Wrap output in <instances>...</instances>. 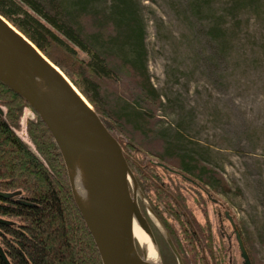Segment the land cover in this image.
<instances>
[{
    "label": "trees",
    "instance_id": "trees-1",
    "mask_svg": "<svg viewBox=\"0 0 264 264\" xmlns=\"http://www.w3.org/2000/svg\"><path fill=\"white\" fill-rule=\"evenodd\" d=\"M258 2L227 0L225 13L257 8ZM225 13L220 12L214 20L207 16L210 24L206 32L219 45L220 52L230 35L223 25ZM0 14L66 75L114 136V127L117 129L119 124L149 137L152 144H126L137 151L139 146L156 157L154 162L180 171L201 186L219 182L223 190H228L221 175L203 164L199 156L182 149L178 133L169 139L154 129L159 120L155 114L163 100L149 75L146 30L137 0H0ZM97 96L110 97V105H101ZM0 106L4 109V116H0V190H20V199L34 204L0 199V216L18 224H0V246L10 264H102L74 203L62 157L47 127L37 116L25 124L27 141L39 160L16 131L24 108L29 106L1 81ZM134 133L132 136H136ZM127 162L182 264H233L226 259L223 246L215 248L208 223L200 225L186 209L181 193L185 188L176 184L169 188L161 180L160 173L169 171L147 163L148 174L140 170L142 159L139 165L128 157ZM191 187L199 194V189ZM235 225L250 264H260L236 222ZM153 233L163 263L176 264L169 246L154 227ZM0 264H4L1 258Z\"/></svg>",
    "mask_w": 264,
    "mask_h": 264
},
{
    "label": "rangeland",
    "instance_id": "rangeland-1",
    "mask_svg": "<svg viewBox=\"0 0 264 264\" xmlns=\"http://www.w3.org/2000/svg\"><path fill=\"white\" fill-rule=\"evenodd\" d=\"M137 1L146 30L149 75L163 100L155 114L159 120L154 129L169 139L178 133L184 151L196 154L221 175L228 190H223L219 182L202 187L224 209L200 190V195L196 193L191 187L194 185L181 182L178 176L160 173L161 180L169 188L171 184L185 188L181 193L186 209L200 225L208 223L215 248L223 246L226 259L241 264L223 210L238 224L254 257L264 264V0H259L257 8L232 15L225 13L227 0ZM220 12L225 13L223 25L230 33L221 52L206 32L210 24L207 16L214 20ZM109 98L96 99L109 106ZM24 111L16 131L30 145L25 124L36 115L29 107ZM117 126L113 132L126 156L136 165L142 159L140 170H146V164L156 161V157L139 146L153 141ZM129 142L139 145V150L128 146ZM149 194L153 195L151 191ZM139 205L152 230H157L145 207L141 202ZM161 259L163 263L162 255Z\"/></svg>",
    "mask_w": 264,
    "mask_h": 264
},
{
    "label": "water",
    "instance_id": "water-1",
    "mask_svg": "<svg viewBox=\"0 0 264 264\" xmlns=\"http://www.w3.org/2000/svg\"><path fill=\"white\" fill-rule=\"evenodd\" d=\"M0 81L23 98L50 132L62 157L72 198L101 263L163 264L153 230L140 208L141 202L150 221L169 246L176 264H182L167 230L148 204L121 144L101 116L66 75L1 14ZM0 116H4L1 106ZM25 145L41 160L28 143ZM153 163L179 175L199 189L210 202L224 209L192 178L162 162ZM76 164L87 170L84 187L78 181ZM20 194V190H0V199L9 200ZM16 202L34 206L22 199ZM223 217L233 233L241 264H250L240 233L228 211L223 210ZM134 221L147 236L156 254L154 261L147 257L148 246L132 236ZM0 224L18 226L15 221L1 216ZM0 258L4 264H10L1 246Z\"/></svg>",
    "mask_w": 264,
    "mask_h": 264
},
{
    "label": "bare ground",
    "instance_id": "bare-ground-1",
    "mask_svg": "<svg viewBox=\"0 0 264 264\" xmlns=\"http://www.w3.org/2000/svg\"><path fill=\"white\" fill-rule=\"evenodd\" d=\"M76 173H77V178L82 187H84L85 183V177L87 176V170L80 164H76ZM132 236L140 241L141 243L145 244L148 246V259L151 261H154L156 259V254L150 245V242L148 241L147 236L144 234L143 230L140 228V226L134 221L133 222V227H132Z\"/></svg>",
    "mask_w": 264,
    "mask_h": 264
},
{
    "label": "flooded vegetation",
    "instance_id": "flooded-vegetation-1",
    "mask_svg": "<svg viewBox=\"0 0 264 264\" xmlns=\"http://www.w3.org/2000/svg\"><path fill=\"white\" fill-rule=\"evenodd\" d=\"M20 196H21V195H19V196L15 197V198L9 199V200L16 202V200H18V199H20V198H21ZM16 203H17V202H16Z\"/></svg>",
    "mask_w": 264,
    "mask_h": 264
}]
</instances>
